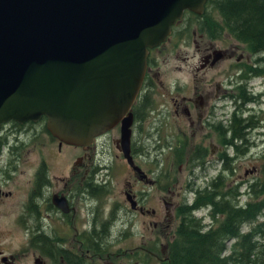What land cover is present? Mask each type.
Instances as JSON below:
<instances>
[{
    "label": "flooded vegetation",
    "instance_id": "1",
    "mask_svg": "<svg viewBox=\"0 0 264 264\" xmlns=\"http://www.w3.org/2000/svg\"><path fill=\"white\" fill-rule=\"evenodd\" d=\"M192 14L182 15L165 40L148 49L140 90L129 110L132 119L128 154L132 165L122 154L119 124L82 146L53 136L43 116L0 123V264H147L150 257H157L152 249L159 244L163 252L167 242L154 237L148 247L147 237L141 234L133 248L125 243L124 229L130 226L131 217L137 213L143 224L147 213H155L153 208L147 210L143 202L146 191L141 187L155 186L167 217L179 204L166 197L173 185V180L166 178H175L169 176L170 169L176 173L188 167L190 176L205 174L209 181L219 179L223 183L226 175H233L232 165L241 157L238 153L246 156L254 140L251 134L255 125L250 119L256 116L243 113V108L248 102L259 103L264 93V89L253 91L255 83L264 85V48L248 50L225 31L206 34ZM191 23L199 32L197 40L193 39L195 30L189 32L187 28ZM180 25L185 36L190 37L193 53L185 79L172 80L170 96L165 91L161 93L169 107L159 108L155 114L158 122L171 117V133L164 136L165 146L173 156L169 158L171 163L179 162L175 170L170 163L163 179L157 169L148 176L135 163L136 157H141L140 134L149 112L147 104L137 108V98L144 94L148 100L155 78L153 52L166 45ZM230 67L232 71L228 72ZM209 70H214L212 75L205 74ZM256 77L261 79L254 82ZM232 122L238 132L235 136ZM113 130L118 135L109 140ZM108 140L116 153L108 149ZM105 153L111 155L107 163L103 161ZM259 156L264 162V151ZM117 158L129 173L124 187L116 193L110 185V175L102 173V169L109 168ZM247 170L258 172L254 165ZM263 174L262 171L258 178ZM157 216L164 218L160 213ZM169 226L164 227L165 234ZM171 237L172 233L168 239Z\"/></svg>",
    "mask_w": 264,
    "mask_h": 264
},
{
    "label": "water",
    "instance_id": "2",
    "mask_svg": "<svg viewBox=\"0 0 264 264\" xmlns=\"http://www.w3.org/2000/svg\"><path fill=\"white\" fill-rule=\"evenodd\" d=\"M205 1L0 0V123L43 116L53 136L82 146L119 124L132 165L129 110L148 49Z\"/></svg>",
    "mask_w": 264,
    "mask_h": 264
},
{
    "label": "trees",
    "instance_id": "3",
    "mask_svg": "<svg viewBox=\"0 0 264 264\" xmlns=\"http://www.w3.org/2000/svg\"><path fill=\"white\" fill-rule=\"evenodd\" d=\"M186 13L192 14L185 11L183 16ZM192 15L206 34L225 31L248 50L264 48V0H206L203 12ZM137 104V108L147 104L146 95L138 96ZM230 126L232 136L237 135L236 123ZM242 193L247 198L240 203ZM202 209L208 223L194 214ZM263 213L264 174L230 186L211 179L193 191L189 202L175 208L177 223L167 240L163 264H264ZM246 224L249 228L242 230ZM227 241L231 242L227 245Z\"/></svg>",
    "mask_w": 264,
    "mask_h": 264
},
{
    "label": "rangeland",
    "instance_id": "4",
    "mask_svg": "<svg viewBox=\"0 0 264 264\" xmlns=\"http://www.w3.org/2000/svg\"><path fill=\"white\" fill-rule=\"evenodd\" d=\"M195 23L187 24V28L189 32L191 30H195L193 39H199L198 31L195 29ZM177 31L174 33L172 39L164 46L159 47L157 50L153 52V73H155L154 78V87L148 90V100L147 107L149 108V112H147V119L142 127V132L140 134L142 140V146L139 147L142 153L141 157H136L135 163L146 173L148 176L152 175V173L158 172L162 173L159 177L166 178L165 171L170 166L171 160L169 158L173 157L170 152L167 153V147L165 146V141H167L164 136L166 134H170V126L172 124V119L169 117L168 119L162 120L158 122L156 113L159 108L169 107L168 99L161 95L162 92L165 91L168 96H170V90L172 89V80L175 79H185L188 73V66L190 61V54L193 53V46L190 43V37H186L183 32V26H178ZM218 36V35H216ZM192 39V38H191ZM173 45V46H172ZM173 49V50H171ZM222 63H226L227 65H232V62L227 61ZM214 70L205 71V74H213ZM228 72L232 71V67L227 69ZM184 76V77H183ZM261 77H256L254 82H258ZM230 89V86L227 85V90ZM264 89V85L262 83H255L253 91ZM149 104V105H148ZM246 108H243V113L254 114L256 118L250 119V123L254 124L251 138L254 139L252 141L251 147L248 148V152L246 156L242 157L241 153L240 158H237L234 163V173L233 175H226L225 184L230 186L232 184H236L242 182L245 183L250 182L251 180H257V177L264 170V162L263 156H259L260 151H264V93L260 98V102L256 103L253 101L245 104ZM248 110V112L246 111ZM257 120V123L255 122ZM161 124V125H160ZM160 125V126H159ZM118 131L113 130L110 132L109 140L113 137H117ZM158 135V137H157ZM136 137V136H135ZM137 139V137H136ZM108 140V149L112 151V153H116L112 144L110 147V141ZM138 140V139H137ZM164 140V142H162ZM140 152H137V154ZM256 153V154H255ZM161 154L163 155L161 157ZM110 153H105L103 155V161L107 163L110 159ZM175 156V155H174ZM130 160L131 156H130ZM177 161L172 162V167L175 170ZM251 165L257 169V173L254 171H249ZM231 166V165H230ZM184 167V165L182 166ZM231 168V167H230ZM229 168V170H230ZM170 169V168H169ZM228 170V171H229ZM247 170V173L244 174L243 171ZM198 170L195 169V173ZM260 171V174H259ZM107 172L110 175V185L114 188V191L117 193L121 188L124 187V178H128V170L126 168L125 163L120 161L118 158L111 162L110 167L107 169H102V173ZM169 176H175V180H173V185L171 187V193H169L166 197H169L173 203H181L182 201H190L193 196V191L195 189L201 188L208 181L209 177L204 175H200L199 177H193L189 175V168L185 167L182 171L176 173L169 170ZM256 176V177H254ZM143 188L146 191L145 199L143 200L144 204L147 207V210L151 208L154 209V215L147 213L145 217V222L141 223L140 216L136 213L132 216V221L130 226L124 229L125 243H128L132 248L136 246L140 235L143 234L144 237H147V246L150 247L155 241L152 239L154 237H158L161 243L167 242L168 238L171 236L173 229L177 223V216H175V209L169 212L168 216H165L164 211V203L159 201V195L156 191L155 186L151 184L143 185ZM243 191V185L238 187V192ZM158 197V198H157ZM247 196L242 193L238 196L239 202H243ZM168 198L165 200L167 201ZM206 209H202L200 211H196L194 214L198 216H202V221L204 223H208V218L205 215ZM161 214L164 216L163 219L157 216V214ZM264 215V213H263ZM263 218V217H261ZM258 218V219H261ZM166 225H170V230L167 234L164 233V227H168ZM249 226L246 224L242 227V230H247ZM231 241H227L228 245ZM159 244L156 246V249H152L157 253V257H150L148 259L147 264H163V258L165 256V251L158 249ZM165 249V246H164ZM133 251V250H132ZM163 257V258H162Z\"/></svg>",
    "mask_w": 264,
    "mask_h": 264
},
{
    "label": "bare ground",
    "instance_id": "5",
    "mask_svg": "<svg viewBox=\"0 0 264 264\" xmlns=\"http://www.w3.org/2000/svg\"><path fill=\"white\" fill-rule=\"evenodd\" d=\"M223 186V185H222Z\"/></svg>",
    "mask_w": 264,
    "mask_h": 264
}]
</instances>
